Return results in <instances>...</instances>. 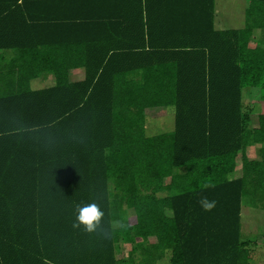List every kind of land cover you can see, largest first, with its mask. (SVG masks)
Masks as SVG:
<instances>
[{
    "label": "trees",
    "instance_id": "obj_1",
    "mask_svg": "<svg viewBox=\"0 0 264 264\" xmlns=\"http://www.w3.org/2000/svg\"><path fill=\"white\" fill-rule=\"evenodd\" d=\"M250 1L245 26L221 30L216 0H0V264H250L264 0ZM43 74L55 84L33 87ZM169 106L174 131L149 135L147 113ZM91 204L94 232L76 226Z\"/></svg>",
    "mask_w": 264,
    "mask_h": 264
},
{
    "label": "rangeland",
    "instance_id": "obj_2",
    "mask_svg": "<svg viewBox=\"0 0 264 264\" xmlns=\"http://www.w3.org/2000/svg\"><path fill=\"white\" fill-rule=\"evenodd\" d=\"M250 0H216V26L218 29H241L246 23V10L250 5ZM260 30V29H259ZM256 30L255 35L260 33ZM77 78V77H75ZM40 82L34 80L32 86L39 88ZM248 89H245L246 94ZM245 103L250 106L254 105L253 122L257 123V114L264 113V101L260 98L259 89H250L248 96L245 98ZM147 133L149 135H158L163 133H171L175 129V107L169 106V109L159 108L150 110L147 113ZM255 146V147H253ZM259 145H249L247 147V153L250 158H260ZM242 163L241 158L238 159L237 171L231 174L230 177L241 176ZM170 182V179H166V183ZM256 206V207H255ZM127 217L129 222H135V211L133 209H127ZM116 227L120 226V222L114 223ZM242 238L252 240L255 251L251 253L249 260L250 264H264V209L262 204L248 205L246 202L242 206ZM127 249L123 248L119 256L128 257Z\"/></svg>",
    "mask_w": 264,
    "mask_h": 264
},
{
    "label": "clouds",
    "instance_id": "obj_3",
    "mask_svg": "<svg viewBox=\"0 0 264 264\" xmlns=\"http://www.w3.org/2000/svg\"><path fill=\"white\" fill-rule=\"evenodd\" d=\"M200 204L206 211H210L214 208L215 202L209 201L207 198H204L200 201ZM103 216V212L96 204L85 205L83 207L78 208L77 213V225L83 224L85 226L86 231L94 232L99 225L101 218Z\"/></svg>",
    "mask_w": 264,
    "mask_h": 264
},
{
    "label": "crops",
    "instance_id": "obj_4",
    "mask_svg": "<svg viewBox=\"0 0 264 264\" xmlns=\"http://www.w3.org/2000/svg\"><path fill=\"white\" fill-rule=\"evenodd\" d=\"M5 53H7L8 57H9V55L12 54V51H7V52H5ZM36 80L40 82L39 88H42V87H48V86H52V85L55 84V79H54V77H53L52 74H43L42 76H40V77H39L38 79H36ZM147 120H148V119H147ZM147 129H148V127H147ZM253 147H255V146H253ZM235 177H237V176H235ZM149 241L152 242V243H155V242L157 241V239H156V237L151 236V237L149 238ZM166 254H167V255L165 256V259L168 260V255L170 254V252L167 251ZM119 257H121V255H120ZM162 261H163V260H160V261H159V264H162V263H163Z\"/></svg>",
    "mask_w": 264,
    "mask_h": 264
}]
</instances>
